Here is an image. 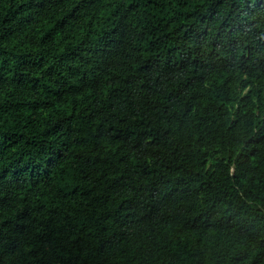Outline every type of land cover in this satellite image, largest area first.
<instances>
[{"label": "trees", "instance_id": "1", "mask_svg": "<svg viewBox=\"0 0 264 264\" xmlns=\"http://www.w3.org/2000/svg\"><path fill=\"white\" fill-rule=\"evenodd\" d=\"M0 264H264V0H0Z\"/></svg>", "mask_w": 264, "mask_h": 264}]
</instances>
